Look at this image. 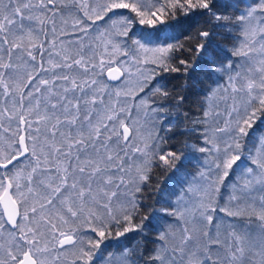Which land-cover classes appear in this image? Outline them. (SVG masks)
<instances>
[{
  "label": "snow or ice",
  "instance_id": "obj_1",
  "mask_svg": "<svg viewBox=\"0 0 264 264\" xmlns=\"http://www.w3.org/2000/svg\"><path fill=\"white\" fill-rule=\"evenodd\" d=\"M0 264H264V0H0Z\"/></svg>",
  "mask_w": 264,
  "mask_h": 264
}]
</instances>
